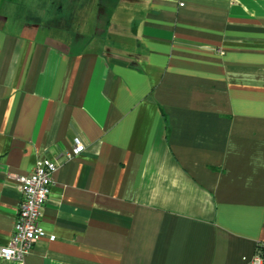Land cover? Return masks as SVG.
I'll return each mask as SVG.
<instances>
[{"label": "crops", "instance_id": "1", "mask_svg": "<svg viewBox=\"0 0 264 264\" xmlns=\"http://www.w3.org/2000/svg\"><path fill=\"white\" fill-rule=\"evenodd\" d=\"M46 158V235L0 264L264 257V0H0V245Z\"/></svg>", "mask_w": 264, "mask_h": 264}, {"label": "built area", "instance_id": "2", "mask_svg": "<svg viewBox=\"0 0 264 264\" xmlns=\"http://www.w3.org/2000/svg\"><path fill=\"white\" fill-rule=\"evenodd\" d=\"M73 149L66 153L69 159L83 151L84 145L75 139ZM59 167L56 160L46 158L34 166L31 173L16 175L22 194L12 236L7 244L0 245V260H22L35 243L46 235L41 219L44 207L54 184V174ZM246 264H264V257L256 253Z\"/></svg>", "mask_w": 264, "mask_h": 264}, {"label": "trees", "instance_id": "3", "mask_svg": "<svg viewBox=\"0 0 264 264\" xmlns=\"http://www.w3.org/2000/svg\"><path fill=\"white\" fill-rule=\"evenodd\" d=\"M261 254V253H260ZM262 255V254H261ZM263 256V255H262Z\"/></svg>", "mask_w": 264, "mask_h": 264}]
</instances>
